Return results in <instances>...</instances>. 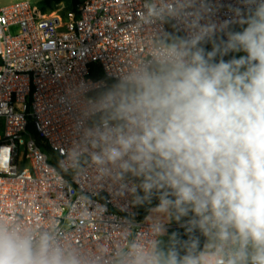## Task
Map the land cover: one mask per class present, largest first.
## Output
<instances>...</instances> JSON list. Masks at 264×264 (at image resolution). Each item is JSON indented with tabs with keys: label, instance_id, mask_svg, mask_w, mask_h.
Listing matches in <instances>:
<instances>
[{
	"label": "clouds",
	"instance_id": "9594fccd",
	"mask_svg": "<svg viewBox=\"0 0 264 264\" xmlns=\"http://www.w3.org/2000/svg\"><path fill=\"white\" fill-rule=\"evenodd\" d=\"M240 3L216 21L209 0H145L140 22L175 20L185 35L160 33L114 83L96 85L91 97L77 93L74 169L89 163L135 204L155 196L165 221L188 218L187 240L156 219L112 264H264V0ZM129 177L139 183L129 187ZM0 264L92 257L50 229L0 218Z\"/></svg>",
	"mask_w": 264,
	"mask_h": 264
},
{
	"label": "built area",
	"instance_id": "2783aa9c",
	"mask_svg": "<svg viewBox=\"0 0 264 264\" xmlns=\"http://www.w3.org/2000/svg\"><path fill=\"white\" fill-rule=\"evenodd\" d=\"M209 3L216 21L243 7L240 0ZM144 6L145 0H78L64 16L28 0L0 6V218L50 229L92 264H112L130 237H147L158 219L134 217L126 188L97 180L87 162L75 170L68 161L79 140L77 93L91 97L106 84L89 77L90 66L116 80L148 55L160 33L185 35L175 20L140 22Z\"/></svg>",
	"mask_w": 264,
	"mask_h": 264
},
{
	"label": "trees",
	"instance_id": "16d2710c",
	"mask_svg": "<svg viewBox=\"0 0 264 264\" xmlns=\"http://www.w3.org/2000/svg\"><path fill=\"white\" fill-rule=\"evenodd\" d=\"M61 1L62 0H40L39 4L42 6V8H46V9L51 10L53 6L59 4ZM69 1L71 4L70 10H75V7H76V4L78 3V0H69ZM169 34L170 35H177L172 29H170ZM205 47L208 48L209 50L211 49L210 44L205 45ZM240 55H241L240 53H230L229 55L225 56L224 59L228 60V59H231L232 56L239 57ZM89 77L93 80L102 79L106 82V84H111V83L115 82V80H112V79L104 76L103 73L101 72L99 65H97V64H92L90 66ZM28 130L31 131L30 125L28 126ZM31 133H33V132L31 131ZM34 137H35V134H34ZM132 179H134V178H132ZM135 181L137 183H139L138 180H135ZM140 195H142V192L140 193ZM158 203H159V200L155 196L152 198L150 203L149 202H144L142 204H135L134 203V217L142 218V217L148 215L149 209L150 208L155 209L156 206L158 205ZM187 219H188L187 217L182 218V220L179 222H177L176 220H171L173 224L180 225V226L176 227L175 229H173L171 231V233H177L178 238L181 240H187L189 238L188 235L186 234V229L183 226L186 223ZM195 235L199 236L200 242L202 243L203 236L200 235V233L198 231L195 233Z\"/></svg>",
	"mask_w": 264,
	"mask_h": 264
},
{
	"label": "rangeland",
	"instance_id": "374dc122",
	"mask_svg": "<svg viewBox=\"0 0 264 264\" xmlns=\"http://www.w3.org/2000/svg\"><path fill=\"white\" fill-rule=\"evenodd\" d=\"M20 0H0V6L8 5L14 2H17ZM31 4H37L40 0H28ZM71 9V4L69 0H62L59 4L52 7L51 10H54L55 12L59 13L60 15L64 16L67 11ZM236 31H240L241 27L239 25L235 26L233 28ZM240 56L243 55V52H240ZM163 220V219H162Z\"/></svg>",
	"mask_w": 264,
	"mask_h": 264
},
{
	"label": "crops",
	"instance_id": "0c3cea01",
	"mask_svg": "<svg viewBox=\"0 0 264 264\" xmlns=\"http://www.w3.org/2000/svg\"><path fill=\"white\" fill-rule=\"evenodd\" d=\"M129 178H131V177H129ZM131 179H132V178H131ZM133 180H134V179H133ZM148 215L151 216V217H155V218L160 219L161 222H163V224H164L165 226H167L166 231H167V234H168V235L172 234L171 231H172L173 229H175L176 227L180 226V225H175V224H173L172 221H165L164 217L159 216L157 213H155L153 208H150V209H149V214H148ZM162 219H163V220H162ZM169 232H170V233H169ZM168 235H165V236L162 238L165 242H167V240H168Z\"/></svg>",
	"mask_w": 264,
	"mask_h": 264
},
{
	"label": "water",
	"instance_id": "95a60500",
	"mask_svg": "<svg viewBox=\"0 0 264 264\" xmlns=\"http://www.w3.org/2000/svg\"><path fill=\"white\" fill-rule=\"evenodd\" d=\"M243 55H246V53H243Z\"/></svg>",
	"mask_w": 264,
	"mask_h": 264
}]
</instances>
